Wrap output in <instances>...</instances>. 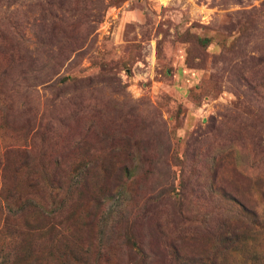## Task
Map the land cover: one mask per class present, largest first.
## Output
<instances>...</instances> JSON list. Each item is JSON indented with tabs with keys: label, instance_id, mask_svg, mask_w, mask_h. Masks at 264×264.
I'll return each mask as SVG.
<instances>
[{
	"label": "rangeland",
	"instance_id": "rangeland-1",
	"mask_svg": "<svg viewBox=\"0 0 264 264\" xmlns=\"http://www.w3.org/2000/svg\"><path fill=\"white\" fill-rule=\"evenodd\" d=\"M209 260L264 264V0H0V264Z\"/></svg>",
	"mask_w": 264,
	"mask_h": 264
},
{
	"label": "trees",
	"instance_id": "trees-1",
	"mask_svg": "<svg viewBox=\"0 0 264 264\" xmlns=\"http://www.w3.org/2000/svg\"><path fill=\"white\" fill-rule=\"evenodd\" d=\"M255 213H256V212H255ZM255 213L253 212V213H251V215L257 217L258 220H256V226H258V228H260V227H262V225H261L262 222L259 223V217H258ZM256 228H257V227H256ZM207 264H215V262L209 260V262H208Z\"/></svg>",
	"mask_w": 264,
	"mask_h": 264
}]
</instances>
